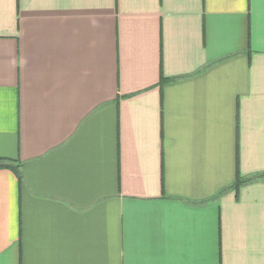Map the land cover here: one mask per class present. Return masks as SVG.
Listing matches in <instances>:
<instances>
[{"label":"crops","instance_id":"0c3cea01","mask_svg":"<svg viewBox=\"0 0 264 264\" xmlns=\"http://www.w3.org/2000/svg\"><path fill=\"white\" fill-rule=\"evenodd\" d=\"M0 161V264H264V0H0Z\"/></svg>","mask_w":264,"mask_h":264},{"label":"trees","instance_id":"16d2710c","mask_svg":"<svg viewBox=\"0 0 264 264\" xmlns=\"http://www.w3.org/2000/svg\"><path fill=\"white\" fill-rule=\"evenodd\" d=\"M17 167L11 166L10 163H8V162L0 161V168H9V169H12L16 173V175L18 177V180L21 181V175L19 174V171L16 169ZM241 183H243V182L241 181Z\"/></svg>","mask_w":264,"mask_h":264}]
</instances>
